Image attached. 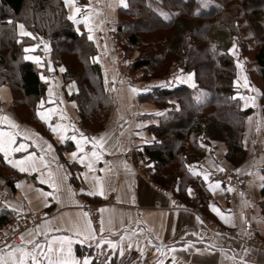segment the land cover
<instances>
[{
	"label": "crops",
	"instance_id": "obj_1",
	"mask_svg": "<svg viewBox=\"0 0 264 264\" xmlns=\"http://www.w3.org/2000/svg\"><path fill=\"white\" fill-rule=\"evenodd\" d=\"M125 2L128 4V0ZM76 6L82 10L77 14L81 23L71 21L79 32L83 30L89 35L88 28L93 30L91 41L98 49L95 58H98L96 61L101 66L104 84L105 76L107 77L105 88L111 94L113 109L104 131L95 133L85 129L80 123L75 102L68 99L77 92V84L65 83L62 76L64 71L59 68L53 75H42L47 78L43 80L47 82L48 88L45 98L41 100L44 101L43 105L39 103L38 112L55 109L49 114L47 122L41 120L38 115L49 130V135L43 136L34 127L22 123L11 112V92L8 87L0 86V99L6 111H0V117H8V120H0V130L18 133L13 147H19L21 144L25 146L20 151L10 153L7 159L4 153L0 152L9 166L23 174L16 181L15 190L0 178V205L13 214L42 211L52 213V216L42 221L36 229L24 233L25 241L31 239L43 244L53 236H73V254L80 259L91 257L92 264L94 254H90V251L98 257L106 254L121 256L120 247L124 248V254L136 251L143 264H157L159 260H163L164 264H173V257L175 264H264V249L243 248V240L248 230L264 238V115L260 93L246 70L237 65L235 86L241 91L239 97L242 107L252 108L255 114V117H249L246 121L243 145L247 158L239 165L230 163L226 157L227 146L219 142L206 147L204 158L190 166L191 173L201 178L210 193L207 208L209 215H205L183 205L170 192L149 180L145 174L155 165L144 152L145 147L156 140V136L149 129L158 126L160 120L166 118V113L148 108L138 100L159 84L175 83L176 77L167 81L145 83V86H131L124 95L118 84L114 60L104 32L105 21L117 25L118 11L123 5L120 0H76ZM67 11L70 15L72 9L67 7ZM85 15L90 17L87 25L83 23ZM27 48L29 51L26 56L41 58L37 45ZM177 77H181L177 80V86H197L192 75L190 82L187 74ZM49 88L52 89L51 102ZM132 88L137 91L133 92ZM9 121L18 127L13 129ZM49 125L63 126L64 139H61L59 132L54 133ZM80 133L89 138L104 137L105 150L102 152V158H92L94 170L86 166L87 160L83 164L80 163L79 157L84 153L79 152L76 140L71 139L73 135L80 139ZM49 145L51 147H48ZM91 150V143H85L84 152L90 155ZM72 152L77 153V158L72 157ZM130 153H133L132 159H128ZM28 156H33L35 170L21 172L8 163V160L18 161ZM229 172L247 177L244 189L233 187L220 177V174ZM205 173L208 174V180L204 179ZM42 181L55 182L59 190ZM217 183L219 187L216 186ZM99 184L103 185L104 195L101 196L98 192L90 195V192L97 191ZM229 188L232 190L229 191ZM189 189V196L195 200V191ZM46 193L52 195L46 196ZM83 199L101 205L104 231H95V240L81 244L79 239L82 237L74 236L73 226L78 224L86 231L90 223L93 228L90 218L81 209ZM213 205L224 214L228 223L212 210ZM41 232H46L47 237L40 234ZM122 236L124 240L121 243ZM101 239L116 243L117 249H110L107 243L97 249L96 244ZM129 244L132 245L131 248L128 247ZM159 245H163L164 255L156 250ZM13 246L32 248L31 244L25 245L23 242ZM77 247L82 248V255H78ZM172 248H175V252L169 251ZM9 250L6 245L0 247V255L10 261L7 255Z\"/></svg>",
	"mask_w": 264,
	"mask_h": 264
},
{
	"label": "trees",
	"instance_id": "obj_2",
	"mask_svg": "<svg viewBox=\"0 0 264 264\" xmlns=\"http://www.w3.org/2000/svg\"><path fill=\"white\" fill-rule=\"evenodd\" d=\"M162 13L170 19L165 20ZM241 13L256 40L253 58L264 82V0H128V7L118 11L119 38L130 49H142L132 69L158 78L175 63L185 73H195L194 88L158 86L140 100L164 107L169 100L176 99L178 107L161 119L158 126L149 129L156 140L144 152L155 164L153 180L163 188H172L186 204L191 199L188 190L192 188L201 198L199 208L205 215H209L210 193L201 178L190 171V166L206 155L205 143L224 141L229 148L227 160L234 165L241 164L246 155L243 127L252 109H242L236 97L237 65L230 53L238 40ZM68 16L64 0H0V85L9 87L19 120L43 136H48L49 130L37 112L48 84L41 78L36 63L25 59L24 49L31 45L50 44L51 51L44 53L55 70L51 73L47 66V75L57 73L58 66L64 64V82H76L77 92L68 99L76 101L83 127L95 125L103 129L113 104L101 66L93 59L98 53L97 46L88 39L87 32L78 31ZM18 24H23L32 36H20ZM160 32L166 35L158 36L151 45L141 37ZM241 46L244 53L248 51L245 41H241ZM67 56L74 62L67 63ZM162 61L164 69L157 71ZM22 176L0 153V177L7 185L15 190V183ZM12 217L13 213L0 205V237ZM77 253L82 255V248L77 247ZM90 254H94L93 264L106 258L109 264H143L136 251L123 256L98 257L92 251Z\"/></svg>",
	"mask_w": 264,
	"mask_h": 264
},
{
	"label": "snow or ice",
	"instance_id": "obj_3",
	"mask_svg": "<svg viewBox=\"0 0 264 264\" xmlns=\"http://www.w3.org/2000/svg\"><path fill=\"white\" fill-rule=\"evenodd\" d=\"M65 5L72 9L71 14L68 16V19L72 20L74 23L79 24L81 23V20H79L77 18V14L81 13V8L76 6V0H64ZM120 4L123 5V7L127 8L128 4L125 2V0H120ZM162 15L164 16L165 20L170 19V17L166 14V13H162ZM89 15H85L83 18V23H85L86 25L89 22ZM19 35L20 36H32V33L25 31V26L23 24H20L19 26ZM92 28L89 27L88 28V39L91 40L93 39L91 33H92ZM46 50H47V45L45 46ZM235 47V46H234ZM25 52H28L29 49L25 48L24 49ZM25 59H29V60H34L36 61L38 64L40 63L41 58L39 56H26ZM94 60L98 59V58H93ZM239 66V65H238ZM61 71H64L63 68H61ZM42 79H47L46 77H41ZM175 79L180 80L181 77H176ZM191 81V75H189L188 77V82ZM105 84H107V77L105 76ZM245 84L247 85V80H245ZM162 87H168L170 85L168 84H161ZM193 87H195V85H192ZM133 92H136L137 89L132 88L131 89ZM51 97H52V89L49 88V98H50V102H51ZM199 99V98H197ZM243 99V97H242ZM62 102V101H61ZM44 101H41V106L43 105ZM55 109H48L47 112H38V115L40 117L41 120L44 121H48L49 120V114L54 112ZM157 115H160V113H157ZM0 120H8V117H0ZM9 123L11 124V127L13 129L17 128L18 125H16L15 123H12L11 121H9ZM49 127H51V130L56 133L59 132L61 135V139H64V131L65 129L63 128V126H57V127H52L51 125H49ZM78 131V130H77ZM18 133H14V132H4L2 130H0V152L4 153L5 158L7 159L8 156L10 155V153L12 152H17L20 151L21 149H23L25 146L23 144L19 145V147H13V145H15L16 143V135ZM80 139H77L75 135H73L71 137V139L76 140V146L77 149L79 150V152L84 153V155L82 157H79L80 159V163H85V161L87 160V167L89 169H93V159L95 158L96 160H99L102 158V152L105 150L104 149V137L101 136L99 139H97L96 137H86L83 135V133H80ZM85 143H91L92 145V150L91 153L89 155V153L84 152V144ZM48 147H51V145H49ZM34 155V154H33ZM73 158H77V153L76 152H72L71 153ZM8 163H10L13 167L18 168L19 171L21 172H25V171H29V170H35V164L33 161V156H28L25 157L23 160H18V161H14V160H8ZM221 171H223V169H220ZM49 175H51V173H49ZM204 179L208 180V174H203ZM43 183H50L51 186L55 189V190H59L58 185L55 182H50V181H42ZM217 187H219V184L217 183L216 185ZM17 187H19V185H17ZM229 191H231L232 189L229 188ZM189 194L191 195V189L188 190ZM98 194L103 196L104 195V188L102 184H99V187L97 189V191L94 192H90V195H95ZM46 196H51L52 193H46ZM243 195V194H241ZM212 210L214 212L217 213V215H219L222 219H224L225 223H228V219L224 216V214L214 205L212 206ZM100 211H103V209H101ZM85 215L87 216V213H85ZM197 219H199V217H197ZM45 223H47V221H45ZM100 232L104 231V222L103 219H101L100 221ZM234 226V225H233ZM74 231V236L76 238H80L82 237V239H79V243L83 244L86 241H91V240H95V229H93L91 227V224L89 223L88 225V229L82 230L78 224L73 226ZM56 231H59V229H56ZM40 234L45 235L47 237V233L46 232H41ZM20 239L21 241L27 245V244H31L32 248L29 249L26 246H13V245H6V247H8L10 250L7 253V255L10 257V261L9 260H5L3 255H0V264H92V258L91 257H83L82 259L77 258L74 254H73V243L74 238L73 236H68V235H61V236H53L51 237V239H46L45 243L41 244L36 242L35 240H27L25 241V237L23 234L20 235ZM121 243L124 240V237L122 236L120 238ZM107 243L109 248L112 250H116L117 249V244L110 241V240H103L101 239L97 244L96 247L97 249H100L102 247L103 244ZM129 248L132 247L131 244L128 245ZM156 250L158 252L161 253V255L165 254V250L163 245H159L156 247ZM169 251L171 252H175V248L170 249ZM19 254V255H17ZM119 254L121 256L124 255V248L120 247L119 248ZM100 264H109V258H106L103 261H100ZM157 264H164L163 260H159L157 262ZM173 264H175V257H173Z\"/></svg>",
	"mask_w": 264,
	"mask_h": 264
},
{
	"label": "rangeland",
	"instance_id": "obj_4",
	"mask_svg": "<svg viewBox=\"0 0 264 264\" xmlns=\"http://www.w3.org/2000/svg\"><path fill=\"white\" fill-rule=\"evenodd\" d=\"M31 6V5H30ZM33 6V5H32ZM31 6V7H32ZM30 10V8H28V10L26 12H24V15L27 14V12ZM106 23H108L107 25L109 26V29H113V31H115L117 33V38H118V46H119V49H120V56H123L124 59H125V64L124 66L122 67V70L125 74V76L127 77L125 80V83L122 82V80L119 79L120 75V69H119V66H118V57L113 49V46H112V43H111V39L109 38V33L107 32V28H106ZM19 25V24H18ZM238 25H239V32H238V36H237V41L234 43V45L230 48V53L232 54V56L235 58L236 60V65H239L240 69L243 68L246 70V72L248 73V75L250 76V79L251 81L253 82V84L256 86V88L258 89L259 93H260V104L262 106V113L264 115V101H263V89H264V82L263 80L261 79V76L259 74V70L256 69V65H255V62H254V47H255V44H256V40L254 39L253 37V32H252V29L249 27L248 23H247V20H246V16H244L243 13L240 14L239 18H238ZM110 29V30H111ZM27 30V29H26ZM104 32H105V37L107 39V43H108V47H109V50H110V53L113 57V62L115 64V68H116V72H117V77H118V84L119 86L122 88L123 90V94L125 95L126 94V90L131 87V86H134V85H144L145 83H151V82H154V81H167L169 80L171 77H177L178 75L180 74H187V75H192L194 78H195V81H196V77H195V73L194 72H188V73H185L183 71V69L181 67H178L177 64L175 63H172L171 67H168L167 68V72L162 75L161 77H158V78H152L150 76H146L143 72L141 71H136L134 69H132V63L135 62L136 60H138L140 57H141V51L142 49L141 48H132L130 49L127 45L124 44L123 40L121 38H119V34H118V29H117V25H114L108 21H105V25H104ZM163 32H160V33H155L153 35H150V34H146V35H141L142 39L146 42L149 43V45H151L157 38L158 36H161V35H166V34H162ZM240 41V42H239ZM241 41H245L247 44H248V51H246L244 53V50L241 46ZM37 45V51L38 53L41 55V60H40V63H36V65L38 66V69L39 71L41 72V75L45 76L47 75V66H48V58L46 59L45 58V50H41L40 49V46L43 45V44H34V45H31V46H35ZM148 45V46H149ZM235 46V47H234ZM145 50V48L143 49ZM68 59H67V63L69 62V60H71L72 62L73 61V58L70 59L69 56H67ZM59 68H64V64H60L58 66V69ZM65 69V68H64ZM164 69V63L162 61L161 64H159V67L157 68V71H162ZM58 72V70H57ZM236 79H237V76H236ZM235 79V81H236ZM175 83H168V86L167 88H174V87H177V80H174ZM70 82H75V81H70ZM69 83V82H68ZM76 83V82H75ZM197 84V83H196ZM235 84V83H234ZM146 85V84H145ZM144 85V86H145ZM0 86H6L8 87L7 85H0ZM159 87H162L160 84L158 85ZM157 86V87H158ZM9 88V87H8ZM235 89H236V97L240 100V104H241V99L239 97V94L241 93L240 89L235 86ZM10 90V89H9ZM153 91V89L151 90ZM111 96V94H110ZM71 100V99H70ZM111 100H112V97H111ZM73 102H75L76 104V108H77V113H78V116H79V112H78V106H77V103L76 101L74 100H71ZM12 102H13V98H12ZM139 103L147 106L148 108H153V109H158V110H161L163 112L166 113V117H168L169 115V112L172 111V109H176L178 107V104H177V101L176 99H171L169 100V104H165L164 107H159L158 105L152 103L151 101H141L140 98L138 100ZM112 103H113V100H112ZM0 111L2 113H5V109L3 108V102L2 100L0 99ZM241 108L244 109L241 105ZM112 109H113V104H112V108L110 110V114H109V117L111 115V112H112ZM146 107L144 108V111H145ZM247 109H252V108H247ZM246 110V109H245ZM11 112H13V114H15L17 116L18 112L13 109V107L11 106ZM29 116H31V114L28 113ZM18 117V116H17ZM109 117L107 119V122L104 126L103 129H101L102 127H97V126H90V127H87V126H84L87 130H92L93 132H102L106 129L107 127V123H108V120H109ZM249 117H255V114H254V110L252 109V112L246 116V119H245V122H244V127H243V137L245 136V131H246V121ZM97 118V117H96ZM223 143L227 146L228 148V145L224 142V141H220V140H211L209 143H205V147H210L211 145H213V143ZM229 150V148H228ZM206 153H207V148H206ZM131 159H132V156H133V153L129 154L128 155ZM245 158H247V151H246V155H245ZM244 162V161H243ZM242 162V163H243ZM177 163V162H176ZM241 163V164H242ZM171 169V168H170ZM169 170H166V173ZM147 171V170H146ZM231 175H234L236 177H240V178H243L246 180V176H239V175H236V173H233V172H229ZM147 178L149 180H151L154 184H156L159 188L161 189H164L168 192H170L173 197L176 198V200L178 199L177 196L175 195L174 191L172 190V188H163L161 187L160 185H158L154 180H153V175L155 174V167L152 169V170H149L147 172H145ZM6 175H10L9 173L6 172ZM2 178V177H0ZM3 179V178H2ZM5 180V179H3ZM5 182L7 183V181L5 180ZM172 190V191H171ZM2 192V186L0 184V193ZM179 200V199H178ZM82 201H87L89 203H93V204H96L98 206H100L101 208V205L100 204H97L95 202H93L92 200H89V199H83L81 200V209L86 213V211L82 208ZM177 202V201H176ZM183 203V205L185 204L186 206L188 207H191L197 211H200V208H199V205L202 203L201 201V198L199 197V195H197L196 199L195 200H192L190 199L189 201V204H186L184 203L183 201H181ZM44 212V211H42ZM49 212V211H47ZM50 215L52 216V213L49 212ZM32 214V213H31ZM88 215V214H87ZM50 216V217H51ZM13 217H14V214H13ZM13 217H12V220H13ZM49 217V218H50ZM89 217V215H88ZM11 220V221H12ZM46 220V219H45ZM44 221V220H43ZM42 222V221H41ZM40 222V223H41ZM39 223V224H40ZM92 223V222H91ZM38 224V225H39ZM37 225V226H38ZM7 226L6 225L3 230H2V236L0 237V240L5 237L6 235V229H7ZM37 226L35 228H32V229H27L25 232H23V235L24 233H26L27 231H30V230H34L37 228ZM94 228V227H93ZM96 231V230H95ZM97 232V231H96ZM99 233V232H97ZM255 236V239L253 240L254 244L249 247L248 249H264V238H262L258 233H254L252 232ZM247 240V236L244 238L243 242ZM260 245V246H258ZM245 249V248H244Z\"/></svg>",
	"mask_w": 264,
	"mask_h": 264
},
{
	"label": "built area",
	"instance_id": "obj_5",
	"mask_svg": "<svg viewBox=\"0 0 264 264\" xmlns=\"http://www.w3.org/2000/svg\"><path fill=\"white\" fill-rule=\"evenodd\" d=\"M106 23L107 32L109 33V38L111 39V43L113 46V49L118 57V66L120 69V77L119 79L122 80L123 83H125V80H127L122 67L125 64V59L123 56H120V49L118 46V38L117 33L113 31V29H109V26ZM41 50H45V45L40 46ZM1 108V107H0ZM90 149V148H88ZM128 159L130 157L128 156ZM220 177L224 178L227 183H229L231 186L236 187L238 189H244L246 180L240 177H236L234 175H231L230 173L220 174ZM82 208L86 211V213L89 215V218L92 222V225L94 229L97 232H100V221H101V208L100 206L89 203L87 201H82ZM50 213L47 211L39 212V213H15L13 220L7 224L6 229V235L0 240V247L4 245H20L22 243L20 239V235L23 234L27 229L35 228L41 221L48 219L50 217ZM255 239L254 234L251 230H248L247 232V240L243 242V248L248 249L251 247ZM260 246V245H258Z\"/></svg>",
	"mask_w": 264,
	"mask_h": 264
},
{
	"label": "water",
	"instance_id": "obj_6",
	"mask_svg": "<svg viewBox=\"0 0 264 264\" xmlns=\"http://www.w3.org/2000/svg\"><path fill=\"white\" fill-rule=\"evenodd\" d=\"M50 51H51V46H50V44H47V50H46V47H45V53H49ZM48 66H49V71L51 73L54 72L55 68H54L53 63L49 62Z\"/></svg>",
	"mask_w": 264,
	"mask_h": 264
}]
</instances>
